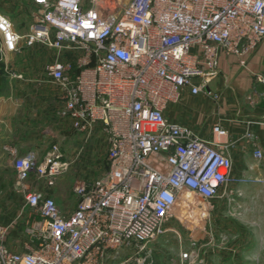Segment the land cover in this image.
Here are the masks:
<instances>
[{"label":"built area","instance_id":"obj_1","mask_svg":"<svg viewBox=\"0 0 264 264\" xmlns=\"http://www.w3.org/2000/svg\"><path fill=\"white\" fill-rule=\"evenodd\" d=\"M27 1L33 7L23 32L0 11V55L18 44L45 50L43 69L62 103L58 116L84 141L102 138L106 165L98 176L73 179L75 203L65 214L30 179L52 184L81 147L71 157L52 141L38 160L31 149L18 154L4 145L28 209L19 241L7 240L12 220L0 223V264H149L148 243L176 232L182 193L207 211L216 197L229 203L240 191L228 186L243 178L231 172L220 139L226 129L213 122L210 137H201L168 121L164 109L186 89L217 99L207 82L218 72V54L245 64L264 38V0ZM255 79L262 82V74ZM251 153L262 156L256 143ZM199 248L191 238L178 263L200 261Z\"/></svg>","mask_w":264,"mask_h":264},{"label":"crops","instance_id":"obj_2","mask_svg":"<svg viewBox=\"0 0 264 264\" xmlns=\"http://www.w3.org/2000/svg\"><path fill=\"white\" fill-rule=\"evenodd\" d=\"M13 26L20 32L14 24ZM37 50L39 51L37 44H18L17 50L5 51L0 55V158L6 160L11 171V158L4 145L13 146L18 154L31 149L40 160L49 144L57 141L55 139L61 136L62 128L68 124L67 119L57 114L61 101L53 98L51 88L40 81L39 73L32 67L38 56L41 60L46 58L45 54H37ZM21 53L25 54L22 58L18 56ZM23 58H26L30 67L28 64L24 66ZM217 67L218 72L207 82V86L218 93L217 99L213 100L202 91L190 93L186 89L176 102L168 103L164 109V116L168 121L184 124L205 138L211 135L212 123L219 122L226 129V134L220 139L228 143L231 172L243 178L228 186L238 188L243 196L249 194L254 197L253 200H236V204L242 207L240 218L229 215L237 207L234 201L227 203L222 197L216 200L210 219L222 230L224 244H219L220 250L218 249L214 258L216 262L199 264H264V95L255 94L264 92V38L245 57L244 65L238 63L235 54L220 51ZM18 71L21 75L14 76L13 72ZM257 73L262 74V82L255 79ZM247 94H252L255 101L249 102ZM246 130L251 132L250 137L244 134ZM52 135H56L54 140ZM82 136L83 134L73 131L68 143H64V136L57 142L67 154H73L77 147H81L79 154H85L86 159L91 158L92 154H105L104 141L100 136H90L85 141ZM252 143L258 144L262 152L260 158L252 156ZM30 184L52 195L65 214L74 206L73 193L72 203L63 208L51 185L34 179H30ZM24 215L22 213L20 217L23 218ZM22 218L8 230V241L18 240ZM2 222L5 223L0 220ZM170 231L163 232L158 240L148 244L150 250L153 249V255L156 247L163 244L161 241L168 238ZM192 235L194 245L201 246L205 234L197 232ZM191 238L183 239L182 249L190 247ZM179 245L181 242L178 241ZM236 258L240 261H236Z\"/></svg>","mask_w":264,"mask_h":264},{"label":"rangeland","instance_id":"obj_3","mask_svg":"<svg viewBox=\"0 0 264 264\" xmlns=\"http://www.w3.org/2000/svg\"><path fill=\"white\" fill-rule=\"evenodd\" d=\"M32 7L33 6L27 0H0V10L9 15L12 23L18 28L20 32L24 31L25 25L30 19V10L32 9ZM44 51L45 50L43 48L39 47V51L37 50L36 53L44 54L45 53ZM21 54L22 55H18V56H21V58L25 56L24 53ZM23 59L25 60L23 61L25 62L24 63L25 66L26 64H28V61L26 60V58ZM44 60L45 59L41 60V57L38 56L36 61L33 62L32 67L36 72L39 73V76L42 78V79L40 78V81H43V83H45L47 86L51 88L52 91H54L53 83L48 78V76L46 75L43 69ZM53 96H54L53 98H57L54 95V93ZM73 131L74 130L70 128V126L67 124L62 128V132H60L61 136H58V138L55 140L60 141V139L63 138L62 136H64L63 138L64 143H66V141L68 143L69 138L73 134ZM53 138H56V135H52V139ZM68 155L73 157L74 154H68ZM84 155L85 154H77L75 158H73L70 161L67 169H65L63 172L57 175L53 179V183L50 184L54 193L58 195L59 198L58 202L61 204L63 208L66 206H70V204L72 203L71 184L74 178L89 179L101 174L103 169L105 168V163H106L105 154H92V157L87 159L84 157ZM221 197L225 199V196L216 197L212 201L213 206L216 200L220 199ZM231 197H232L231 201H234L235 202L234 205L237 207H235L236 209H233L232 213H229V215L235 216V218L242 217V212H241L242 207H239L240 205L236 204V200L242 201L244 198L246 199L248 198L251 200L254 199V197L249 196V194L243 196L240 191L239 193H233ZM193 198H195V200L197 201V206L201 207L200 208L201 211L202 210L205 211L202 221L200 223L187 224L186 215L187 214L195 215L196 212L191 210L190 207H187L185 205V202L183 203L178 202L175 205V212L176 214H180L181 217L179 220H175V222L172 224L176 232L173 230L170 231L169 233L170 235L168 236V238L161 241L163 244L156 247L157 250H155L154 255H153V249L150 250L151 261L149 264H179L176 254L179 251L180 247L181 249L183 248L182 245L183 239L186 238L188 239V237L191 238V236H193L192 234L194 233L196 234L197 232H200L202 234L204 233L205 236L204 239H202L203 244H201L199 248V256L201 260L198 261L196 264H199L201 262L202 263L216 262V259L214 258H216L215 256L216 253H218V249L220 250L221 246L219 244L222 245L224 244L223 242L224 239L222 238L223 235L222 230L218 228L216 222L214 223L212 219H210L212 215L211 213L214 210L213 206L206 211L205 207L199 202V200L196 197ZM1 199L3 200L1 201ZM0 201L2 202L0 203L1 221L8 222L12 220L13 226H15V223L18 222V219L21 220L22 217L20 216L22 215V213L26 215L28 207L23 204V198L21 194L17 191L14 184L13 172L10 170L6 160H4L3 157L0 158ZM24 219L25 216L22 218L23 224L25 221ZM160 236H162V234ZM159 237L156 240H158ZM178 241L181 242V245L179 246H178ZM222 256L225 257L226 255L222 254ZM253 258H257V256H253ZM236 261H240V260L236 258Z\"/></svg>","mask_w":264,"mask_h":264},{"label":"bare ground","instance_id":"obj_4","mask_svg":"<svg viewBox=\"0 0 264 264\" xmlns=\"http://www.w3.org/2000/svg\"><path fill=\"white\" fill-rule=\"evenodd\" d=\"M192 202V205L190 206L191 210L195 211V215H186V222L187 224H191V223H200L202 221L203 215L205 214V211L202 210L201 211V207L197 206V201L195 200V198H193V196L187 192L182 193V195L179 197V199L177 200L176 204L178 202ZM180 215V214H179ZM181 217V216H180Z\"/></svg>","mask_w":264,"mask_h":264}]
</instances>
